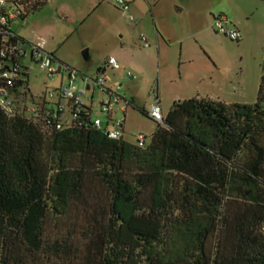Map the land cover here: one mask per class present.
<instances>
[{
    "label": "trees",
    "instance_id": "trees-1",
    "mask_svg": "<svg viewBox=\"0 0 264 264\" xmlns=\"http://www.w3.org/2000/svg\"><path fill=\"white\" fill-rule=\"evenodd\" d=\"M24 76L0 107V264H264L262 103L176 101L138 146L88 108L35 117Z\"/></svg>",
    "mask_w": 264,
    "mask_h": 264
},
{
    "label": "rangeland",
    "instance_id": "rangeland-1",
    "mask_svg": "<svg viewBox=\"0 0 264 264\" xmlns=\"http://www.w3.org/2000/svg\"><path fill=\"white\" fill-rule=\"evenodd\" d=\"M125 1L130 3L127 16L134 20L122 14L118 0H42L11 24L12 31L29 44L45 40L57 70L62 67L51 77L29 56L23 60L29 69L28 79L23 77L28 80L27 104L41 102L71 79L92 106L93 117L105 121L99 110L104 94L85 78L101 75L99 69L113 57L120 69L107 68L104 87L134 104L126 112L125 134V140L133 144L139 133L148 143L155 131L156 123L142 110L150 109L156 93L163 115L174 102L196 97L227 105L258 101L264 105V0H231L238 13L252 11L243 16L246 39L241 41H232L214 28L200 33L194 17L208 2L224 6L228 0ZM175 3L184 7L181 12ZM24 48L29 54V45Z\"/></svg>",
    "mask_w": 264,
    "mask_h": 264
},
{
    "label": "built area",
    "instance_id": "built-area-1",
    "mask_svg": "<svg viewBox=\"0 0 264 264\" xmlns=\"http://www.w3.org/2000/svg\"><path fill=\"white\" fill-rule=\"evenodd\" d=\"M38 0H0V107L8 115L14 113V98L13 87L16 80L19 79V74L26 68L23 60L29 56L33 64L38 65L39 69L47 71L52 77L57 72L62 70L60 66L57 70L54 65L53 54L46 52V41L40 39L36 44H29L22 38L18 37L11 29V24L19 20L25 12V8L34 4ZM103 1V0H100ZM121 5V11L124 16L130 20H134L132 16H127L129 10L128 2L125 0H118ZM214 29L232 41H240V31L229 25L228 18L224 14H217L214 16ZM141 40L148 47L147 39L142 36ZM28 44L30 47L29 54L26 52L24 45ZM108 65L113 69H119L120 65L115 58L108 59ZM128 76L135 79V76L128 73ZM85 81L93 83L95 88L101 89L104 97L99 104L100 113L106 116L105 121L99 117H93L92 122L98 129L106 128V134L109 138L119 139L124 137V118H112L115 110L125 111L126 107L131 106V102L124 100V106L118 107L122 99L116 92L110 88L104 87L105 80L98 76L95 79L85 78ZM120 86L117 87V90ZM83 93H78L76 86L73 85L72 80L68 84L62 83L58 89L49 92L44 96L39 103L30 104L27 110L35 117L40 114H46L49 125L57 130L63 128L65 122H70L77 114L83 111L86 106V100L82 96ZM92 114V110H91ZM147 116L158 125H163L164 115L162 113L161 105L158 101V94H155V103L150 107ZM146 136L142 133L136 135V144L143 146Z\"/></svg>",
    "mask_w": 264,
    "mask_h": 264
},
{
    "label": "crops",
    "instance_id": "crops-1",
    "mask_svg": "<svg viewBox=\"0 0 264 264\" xmlns=\"http://www.w3.org/2000/svg\"><path fill=\"white\" fill-rule=\"evenodd\" d=\"M176 4L181 5L180 3H175V5ZM128 6L130 7V3H128ZM233 7L234 6H231V0H228V4L227 5H224V6H222L220 4H215V3H212V2H208L207 3V6H205L204 8H199L200 13L199 14H197V13L194 14L195 20H196V22H198V26H200L199 32L200 33L201 32H207L211 28L213 29L214 28L213 27L214 16L217 15V14H224L228 18L229 25L232 26V27L237 28L240 31L241 36H242L241 39H240V41L241 40H245L246 38H243V36L246 35V31L244 29L243 22L245 20H247V18H245L243 16H244V14H246V16L249 15V14H252V11L245 10V9H241V10H243V12L242 11H239V13H238L237 12V9L236 8L234 9ZM183 8L184 7H180L178 5H176V7H175L176 11H178V12H181L183 10ZM110 58H113V57H110ZM107 62H108V60L104 63L103 67L99 69V73L101 74L99 76H101L103 78L105 77L104 76V73L106 72L107 68H111V66H109ZM111 69L112 70H118V69H113V68H111ZM86 89L87 90L90 89L89 83H87ZM92 98H93V95L91 97V105L93 104V101H94ZM196 98H199V97H196ZM199 99H204V98H199ZM124 100H127V99H125L124 97H122V99L119 102L118 107L124 106V103H125ZM204 100H210V99H204ZM127 101H129V100H127ZM158 101H159V103L161 105L159 96H158ZM86 106L87 107H90L89 105H87V103H86ZM128 107H131V106L129 105ZM128 107H126L125 111L115 110L113 112V114H112V118H116V117H123L124 118V125H123L124 138H125V134H126V112H127ZM90 108H91V110H93L92 106ZM148 111H146V112H148ZM92 113H93V111H92Z\"/></svg>",
    "mask_w": 264,
    "mask_h": 264
},
{
    "label": "water",
    "instance_id": "water-1",
    "mask_svg": "<svg viewBox=\"0 0 264 264\" xmlns=\"http://www.w3.org/2000/svg\"><path fill=\"white\" fill-rule=\"evenodd\" d=\"M84 58H85V60H88L89 59V56H88V52L87 51L84 52ZM59 71H60V68H59Z\"/></svg>",
    "mask_w": 264,
    "mask_h": 264
}]
</instances>
